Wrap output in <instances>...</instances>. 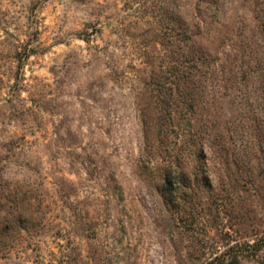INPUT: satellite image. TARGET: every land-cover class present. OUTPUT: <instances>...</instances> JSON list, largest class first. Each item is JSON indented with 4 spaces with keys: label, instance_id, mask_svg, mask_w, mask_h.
<instances>
[{
    "label": "rangeland",
    "instance_id": "374dc122",
    "mask_svg": "<svg viewBox=\"0 0 264 264\" xmlns=\"http://www.w3.org/2000/svg\"><path fill=\"white\" fill-rule=\"evenodd\" d=\"M264 264V0H0V264Z\"/></svg>",
    "mask_w": 264,
    "mask_h": 264
},
{
    "label": "trees",
    "instance_id": "16d2710c",
    "mask_svg": "<svg viewBox=\"0 0 264 264\" xmlns=\"http://www.w3.org/2000/svg\"><path fill=\"white\" fill-rule=\"evenodd\" d=\"M210 264H225V263L224 261L214 260ZM227 264H231V263H227Z\"/></svg>",
    "mask_w": 264,
    "mask_h": 264
}]
</instances>
